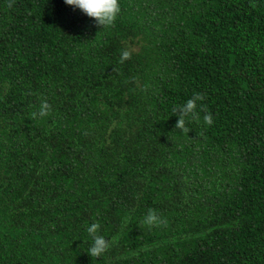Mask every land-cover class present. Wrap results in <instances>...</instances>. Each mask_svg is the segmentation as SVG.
<instances>
[{
  "label": "trees",
  "instance_id": "1",
  "mask_svg": "<svg viewBox=\"0 0 264 264\" xmlns=\"http://www.w3.org/2000/svg\"><path fill=\"white\" fill-rule=\"evenodd\" d=\"M0 264H264V0H0Z\"/></svg>",
  "mask_w": 264,
  "mask_h": 264
},
{
  "label": "clouds",
  "instance_id": "2",
  "mask_svg": "<svg viewBox=\"0 0 264 264\" xmlns=\"http://www.w3.org/2000/svg\"><path fill=\"white\" fill-rule=\"evenodd\" d=\"M64 2L74 8L81 10L90 18H94L97 25L107 27L111 25L120 12V0H64ZM131 58V52L127 49L120 53V62ZM200 94H194L193 97L187 99L184 103L177 105L173 111L177 115L175 128L183 130L191 119L198 118V107L202 105L197 104L201 100ZM51 106L47 101H42L39 105L38 114L44 116L50 110ZM204 121L208 124L212 123V115L205 114ZM143 224L152 227L159 226L163 220L158 213L149 209L143 218ZM100 225L98 223H91L87 226L86 231L91 237V244L88 248V254L92 257H101L111 246V241L100 234Z\"/></svg>",
  "mask_w": 264,
  "mask_h": 264
}]
</instances>
